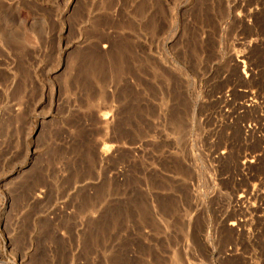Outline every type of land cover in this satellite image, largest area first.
I'll return each mask as SVG.
<instances>
[{"label": "rangeland", "instance_id": "1", "mask_svg": "<svg viewBox=\"0 0 264 264\" xmlns=\"http://www.w3.org/2000/svg\"><path fill=\"white\" fill-rule=\"evenodd\" d=\"M263 22L264 0H0V264H264V109L239 107Z\"/></svg>", "mask_w": 264, "mask_h": 264}, {"label": "bare ground", "instance_id": "2", "mask_svg": "<svg viewBox=\"0 0 264 264\" xmlns=\"http://www.w3.org/2000/svg\"><path fill=\"white\" fill-rule=\"evenodd\" d=\"M254 13L252 12V11H248V13H247V18H250V17H252V18H254ZM237 17H239V16H237ZM235 19V18H234ZM241 21V20H240ZM244 23V22H243ZM262 24V23H261ZM263 24H264V22H263ZM263 26V29H264V25H262ZM263 46V45H262ZM108 46L107 45H104L102 48L103 49H105V48H107ZM252 54V53H251ZM251 57V56H250ZM250 60V59H249ZM254 60V59H253ZM248 62V61H247ZM240 63V62H239ZM242 63L244 64V62L242 61ZM251 63V62H250ZM256 63V62H255ZM254 63V64H255ZM257 64V63H256ZM238 65V64H237ZM250 65V64H249ZM248 65V66H249ZM259 65V64H258ZM236 68V67H235ZM255 68L257 69V67L255 66ZM254 68V69H255ZM247 69V68H246ZM253 69V68H252ZM253 71V70H252ZM249 72V71H248ZM256 74V73H255ZM254 74V75H255ZM244 75V74H243ZM252 75V74H251ZM250 75V76H251ZM253 75V76H254ZM244 76H246L247 77V72L245 73V75ZM253 76H252V80H253ZM239 77H241L240 75H239ZM239 79H242V78H239ZM246 79H249V78H246ZM255 79V78H254ZM243 80V79H242ZM256 80V79H255ZM251 81V80H250ZM242 82V81H241ZM246 83V82H245ZM245 98H246V96H245ZM249 99V98H248ZM244 102H247V104L246 105H243V106H239L241 109H243L244 111H246V112H250V111H252V110H257V109H259V108H261V109H264V98H259V102L257 103V102H253L252 101V99H249V100H246V101H244ZM259 104V105H258ZM239 109V108H238ZM113 114H114V111L113 110H110V112H108V113H103V114H101L100 116H99V123H100V125H101V127L103 128V129H107L110 125H112V123H113V121H114V118H113ZM264 120V119H263ZM261 121H262V118H261ZM248 132H252L251 130L250 131H248ZM253 159V158H252ZM255 159V158H254ZM256 160V159H255ZM235 161H236V159H235ZM252 162H253V160H251ZM248 162H250V161H248ZM251 162V163H252ZM235 165H236V163H235ZM244 166H247L248 167V163L246 164H243ZM240 198V200L243 198L242 196H240L239 197ZM239 201V200H238ZM237 201V202H238ZM236 212V211H235ZM263 222V221H262ZM244 221H242V223L241 222H235L234 220H233V222H230L229 224H228V226H229V230L230 231H234L235 229V227L236 226H239V225H244ZM189 226H191V221H188V227ZM228 230V231H229ZM229 231V232H230ZM235 263V262H234ZM233 263V264H234ZM232 264V263H231Z\"/></svg>", "mask_w": 264, "mask_h": 264}]
</instances>
